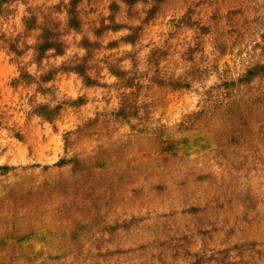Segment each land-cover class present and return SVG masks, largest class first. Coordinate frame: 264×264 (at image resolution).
Here are the masks:
<instances>
[{"label":"rangeland","instance_id":"1","mask_svg":"<svg viewBox=\"0 0 264 264\" xmlns=\"http://www.w3.org/2000/svg\"><path fill=\"white\" fill-rule=\"evenodd\" d=\"M0 264H264V0H0Z\"/></svg>","mask_w":264,"mask_h":264}]
</instances>
